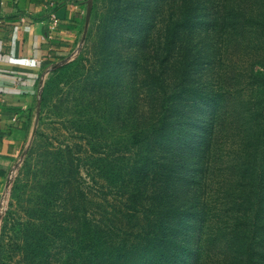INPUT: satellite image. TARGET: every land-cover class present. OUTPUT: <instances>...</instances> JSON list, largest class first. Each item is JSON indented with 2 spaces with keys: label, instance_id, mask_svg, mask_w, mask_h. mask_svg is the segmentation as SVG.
Segmentation results:
<instances>
[{
  "label": "trees",
  "instance_id": "obj_1",
  "mask_svg": "<svg viewBox=\"0 0 264 264\" xmlns=\"http://www.w3.org/2000/svg\"><path fill=\"white\" fill-rule=\"evenodd\" d=\"M253 4L165 0L162 13L150 0L112 5L85 77L94 69L89 83H106L91 88V104L105 114L114 97L124 136L106 143L99 112L92 130H78L92 143L91 185L85 149L45 161L57 167L54 187L75 226L72 264H199L218 253L213 264H264V32L255 57L238 54L258 37L252 26L264 29V0L259 11Z\"/></svg>",
  "mask_w": 264,
  "mask_h": 264
},
{
  "label": "rangeland",
  "instance_id": "obj_2",
  "mask_svg": "<svg viewBox=\"0 0 264 264\" xmlns=\"http://www.w3.org/2000/svg\"><path fill=\"white\" fill-rule=\"evenodd\" d=\"M124 1L133 9L140 0ZM164 1L150 0V4L158 13H162L165 9ZM253 1L254 8L259 11V0ZM119 3L122 6V0H91L90 17L88 25L86 22L85 33L78 39V44L73 50L65 55L44 79L34 133L16 165L11 167L4 178H0V264H72L74 261L73 258L69 259V252L73 251L70 237H73L74 233L73 231L70 233L69 229L75 226L68 219L70 209L68 212L65 195L57 193V187H54L60 181L56 175L57 167L50 164L47 166L45 161L61 149H75L76 153L81 152L77 151L78 149H85L87 152L83 154L85 163L82 167L83 174L87 176L89 185L92 183L93 177L90 171H93L95 165V158L89 157L92 143L88 141V138L79 135L78 130H87V128L92 130L94 124L87 126L91 122L90 117L95 116L96 112L103 114L102 109L91 104L92 97L90 98L89 94L94 85L100 87L101 84L106 86V83L98 80V84L97 79L95 83H89L91 79L96 78L94 69L92 78L85 76L93 68V61L102 51L99 46V36L104 33L109 10L112 5L117 6L118 10ZM132 9L127 11V14ZM245 28L244 18L241 17L240 38L242 41L249 37V34L245 36L243 32ZM252 30H256L254 35L258 37L251 38L249 44L240 43L238 52L240 57H243L247 50L253 55L261 51L258 40L264 29L259 28L257 33V25H254ZM92 46H94L93 49H91ZM243 84L245 85V81ZM98 91L99 89L95 90V94H98ZM257 96L256 94V98ZM104 103L107 104L108 110L103 115L107 117L104 121L102 115L101 121L106 129L105 132L108 131L106 143L110 145L116 141L117 133L124 136L125 131L122 123L118 125L117 122L118 110L117 105L114 106L116 99L109 98L108 103L105 99ZM226 149L229 155V146ZM207 183V190L213 193L216 188L214 181L208 179ZM197 188L200 193L205 191L204 187L198 184ZM224 189L220 196H224ZM225 196L231 201L234 199L232 193H225ZM75 207L80 208L79 201L73 205V210ZM260 245H263L262 240ZM219 255L220 253L205 254L201 262L213 264L212 260Z\"/></svg>",
  "mask_w": 264,
  "mask_h": 264
},
{
  "label": "crops",
  "instance_id": "obj_3",
  "mask_svg": "<svg viewBox=\"0 0 264 264\" xmlns=\"http://www.w3.org/2000/svg\"><path fill=\"white\" fill-rule=\"evenodd\" d=\"M91 0H0V178L26 150L46 76L78 44Z\"/></svg>",
  "mask_w": 264,
  "mask_h": 264
},
{
  "label": "water",
  "instance_id": "obj_4",
  "mask_svg": "<svg viewBox=\"0 0 264 264\" xmlns=\"http://www.w3.org/2000/svg\"><path fill=\"white\" fill-rule=\"evenodd\" d=\"M89 17H90V15H89V13H88V15H87V25H88V22H89ZM40 106V97H39V99H38V107Z\"/></svg>",
  "mask_w": 264,
  "mask_h": 264
}]
</instances>
